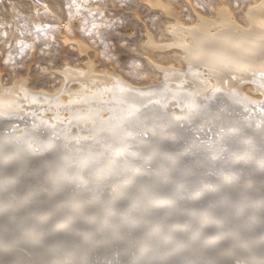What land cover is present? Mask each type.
<instances>
[{
    "label": "bare ground",
    "instance_id": "6f19581e",
    "mask_svg": "<svg viewBox=\"0 0 264 264\" xmlns=\"http://www.w3.org/2000/svg\"><path fill=\"white\" fill-rule=\"evenodd\" d=\"M246 24L180 38L151 87L92 63L0 83V264H264V0Z\"/></svg>",
    "mask_w": 264,
    "mask_h": 264
},
{
    "label": "rangeland",
    "instance_id": "374dc122",
    "mask_svg": "<svg viewBox=\"0 0 264 264\" xmlns=\"http://www.w3.org/2000/svg\"><path fill=\"white\" fill-rule=\"evenodd\" d=\"M262 1L126 0L132 5L129 8L121 6V0H0V83L10 85L24 78L36 91L56 92L64 87L61 70L67 63L80 68L92 63L98 71H116L138 86L151 87L163 75L152 60L174 71L188 63L190 51L178 43L180 38L192 45L196 35L186 37L191 31L213 35L229 23L241 31L248 26V11ZM223 8L231 11L230 21L225 20L213 32L199 26L203 18L218 19ZM121 12L128 17L126 27L108 33L105 25ZM45 44L47 50L42 52ZM109 44L111 52L107 50ZM10 51L16 62L6 65ZM236 248L239 246L235 247L237 254Z\"/></svg>",
    "mask_w": 264,
    "mask_h": 264
},
{
    "label": "snow or ice",
    "instance_id": "6c2138e0",
    "mask_svg": "<svg viewBox=\"0 0 264 264\" xmlns=\"http://www.w3.org/2000/svg\"><path fill=\"white\" fill-rule=\"evenodd\" d=\"M124 5H126L129 8L132 7L131 4H126V0H121V6H124ZM93 15L95 16L96 14L93 13ZM127 19H128V17L125 15V13L121 12L116 17L115 21H110V22H108L107 25H105V27L107 29V32L108 33H114V32L117 31V29H119L120 31H123L124 27H126ZM93 26L95 27V25H93ZM36 31L39 32L40 29L37 28ZM101 36L104 39V43H107V35L104 32H102L101 33ZM120 39L123 41L124 40V37H120ZM101 46L104 47V44H102ZM111 49H112V46L109 44L107 50L109 52H111ZM46 50H47V45L45 44V45L42 46L41 51L43 52V51H46ZM21 59H23V56H21ZM15 62H16L15 54L10 51L9 54H8V56L5 58L4 63L6 65H11V64H13ZM44 67L46 68L47 67V64H45ZM39 70L42 71L43 69H39Z\"/></svg>",
    "mask_w": 264,
    "mask_h": 264
}]
</instances>
